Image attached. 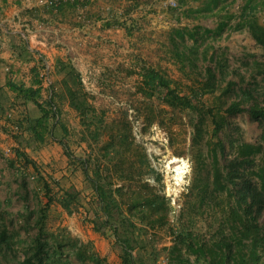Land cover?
<instances>
[{
	"label": "trees",
	"instance_id": "obj_1",
	"mask_svg": "<svg viewBox=\"0 0 264 264\" xmlns=\"http://www.w3.org/2000/svg\"><path fill=\"white\" fill-rule=\"evenodd\" d=\"M112 1L138 7L152 0ZM225 2L208 0L206 10L216 9L213 14H218ZM263 6V1L246 0L237 22V27L245 28L262 52L264 27L254 13ZM65 7L75 9L66 3L55 11H44L54 16ZM26 11L29 15L36 13ZM219 18L214 29L203 31L214 37L221 35L233 17ZM114 23L131 34L127 21ZM196 31L176 27L168 39L171 57L186 82L151 67L140 66L131 71L139 77L135 92L141 96L139 110L145 128L152 124L163 128L170 147L179 130L176 113L184 115L191 129L192 177L185 199L187 208L182 212L188 225L170 226L171 206L163 194L162 176L152 167L144 147L135 141L127 112L108 119L104 110L89 103V93L79 73L69 68L67 74L73 83L63 80V91L82 127L80 142L85 148L76 155L67 141L58 142L68 168L74 173L80 171L89 190L87 207L74 185L62 187L24 151L14 149L13 158L20 164V171H34L42 184L36 191V207L19 214L30 222L34 234L22 239L1 224L0 253L15 254L16 264H107L91 242L72 238L65 230L48 229L50 210L59 206L68 215H79L83 223H89L95 233L116 247L120 264H158L162 250L166 252L163 264H264V143L245 141L240 127L230 121V117L246 112L264 134V65L244 62L242 73L240 68L230 67L224 52L207 57V48H202L204 43L198 41ZM15 37L11 50L16 61L33 62L26 41L18 34ZM200 61L208 63L200 67ZM36 68L35 65L30 70L29 87L15 81L13 72L8 71L5 85L14 97L4 113L0 131L16 141L25 138L37 147H46L55 138V127L60 125L59 110L56 92L55 99L40 102L39 89L33 88L38 84ZM29 102L38 110L37 117L27 112ZM61 127L65 134V127ZM198 215L208 217L206 237L193 227ZM157 230L168 231L172 236L169 247L157 249L152 240Z\"/></svg>",
	"mask_w": 264,
	"mask_h": 264
},
{
	"label": "rangeland",
	"instance_id": "obj_2",
	"mask_svg": "<svg viewBox=\"0 0 264 264\" xmlns=\"http://www.w3.org/2000/svg\"><path fill=\"white\" fill-rule=\"evenodd\" d=\"M207 1L175 0L176 5L170 7L166 0H152L134 7L125 1L96 0L90 3L82 14L65 7L54 16L44 10L36 11L33 15H29L26 9L20 10L31 25L39 21L60 29L57 39L62 43L52 48L51 55L54 61L53 80L60 125L55 127V138L46 147H37L34 142L25 138L16 141L0 131V225L3 224L22 239L34 234L30 222H25L19 214L36 207V191L42 182L34 171L26 174L20 171V164L13 158L14 149L24 151L43 173L52 176L62 187L74 185L81 191V202L87 207L89 190L85 188L80 171L74 173L68 168L58 142L67 141L76 155H80L85 148V144L80 142L82 127L78 117L69 108L64 96L62 81L73 83L72 76L67 74L69 68L79 73L84 88L89 93V103L97 110H104L108 119L119 118L127 112L135 141L144 147L152 167L162 176L163 194L171 206L170 226L179 228L188 225L182 212L187 208L185 199L192 177L189 160L191 129L184 115L176 113V125L179 130L173 137V147H170L169 137L163 128L157 124L145 128L139 110L141 96L135 92L139 77L131 71L146 66L160 70L174 80L186 82L170 54L169 34L176 27L197 29L196 37L199 42L204 43L202 48H207V57L224 52L230 67L240 68L242 73H245L244 62L257 61L264 65V52L256 47L245 28L237 27L238 17L246 0H226L224 8L215 15L213 13L216 9L206 10ZM14 2H0V21L14 11ZM175 9L177 10L174 12ZM199 9L201 12H196ZM222 15H232L233 18L221 35L214 37L206 34L203 29H214L219 16ZM254 15L257 22L264 27V6ZM78 17H84L83 20L89 22L83 32L77 30L82 21ZM122 20L127 21L130 35L114 23ZM107 23L110 25L107 26ZM89 37L95 42L90 43ZM190 43L191 41H188V44ZM207 63L208 61H200L198 66ZM25 73L26 71L13 72L14 80L23 83ZM260 77L258 76L257 80ZM13 97L14 94L6 85L0 86V125ZM153 103L158 106L156 100ZM27 112L32 117L39 115L30 102L27 103ZM230 121L240 127L245 141L264 143L261 128L250 120L246 112L230 117ZM61 126L65 127V134ZM225 154L228 156L229 151L226 150ZM172 159H178L179 162L169 164ZM176 166H180L183 171L179 185H175L172 179V170ZM208 225L209 220L205 215L194 218L193 227L202 237H206ZM47 226L52 231L65 230L72 238L84 243L91 242L95 252L105 258L107 264H120L118 249L105 237L95 233L89 223H83L79 215H68L56 206L50 210ZM152 240L159 250L172 244V236L164 230L155 231ZM15 257L11 252L0 253V264H16ZM165 261L166 252L162 250L158 264Z\"/></svg>",
	"mask_w": 264,
	"mask_h": 264
},
{
	"label": "built area",
	"instance_id": "obj_3",
	"mask_svg": "<svg viewBox=\"0 0 264 264\" xmlns=\"http://www.w3.org/2000/svg\"><path fill=\"white\" fill-rule=\"evenodd\" d=\"M3 0H0L2 2ZM8 1V0H7ZM14 11L9 17L0 21V26L11 25L9 29L10 33L18 34L27 43V48L32 53L34 59L33 66H37V79L38 84L33 86L34 89H39L40 102H50L51 99H55L54 93V61L51 57L54 47L60 46V42L57 38L60 29H56L48 23L36 21L34 25L28 23L20 10L28 11H42L53 9L54 11L61 5L71 3L74 5L76 11L82 14L87 6L96 0H14ZM167 4L172 7L175 6V0H166ZM19 3V4H18ZM23 17V18H22ZM80 20L78 32L88 26V21H84L82 17H78ZM82 18V19H81ZM14 27V29H12ZM58 32V33H57ZM53 48V49H52ZM9 67L4 68L5 72L9 71ZM15 77V75H13ZM13 77V78H14ZM31 81V73L27 72L23 78L24 87H29ZM82 81V79H81ZM83 83V81H82Z\"/></svg>",
	"mask_w": 264,
	"mask_h": 264
},
{
	"label": "crops",
	"instance_id": "obj_4",
	"mask_svg": "<svg viewBox=\"0 0 264 264\" xmlns=\"http://www.w3.org/2000/svg\"><path fill=\"white\" fill-rule=\"evenodd\" d=\"M10 28L11 25L0 26V86L5 85L8 78V74L4 71V68L6 66H8L12 70V72L16 73L20 71H26V73L30 72L31 68L33 67L31 62L21 63L16 61L15 54L11 50V43L13 42L14 44L17 41V38L15 37L16 34L10 33ZM8 35H14V37ZM89 39H91L90 43L95 42L92 37H89Z\"/></svg>",
	"mask_w": 264,
	"mask_h": 264
},
{
	"label": "bare ground",
	"instance_id": "obj_5",
	"mask_svg": "<svg viewBox=\"0 0 264 264\" xmlns=\"http://www.w3.org/2000/svg\"><path fill=\"white\" fill-rule=\"evenodd\" d=\"M178 162H179L178 159H172L168 163L169 164H173V163H178ZM172 173H173L172 179L175 182V183L174 182L173 183L175 185H179V183L181 182V179H182V174H183V171L181 170V167L180 166H176L175 168H173Z\"/></svg>",
	"mask_w": 264,
	"mask_h": 264
}]
</instances>
